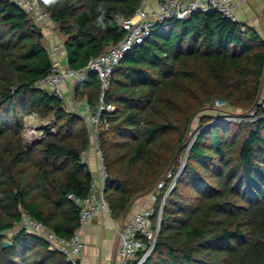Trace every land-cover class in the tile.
Here are the masks:
<instances>
[{
  "label": "trees",
  "instance_id": "1",
  "mask_svg": "<svg viewBox=\"0 0 264 264\" xmlns=\"http://www.w3.org/2000/svg\"><path fill=\"white\" fill-rule=\"evenodd\" d=\"M38 3L64 38L68 67L81 75L75 100L96 111L101 84L88 62L124 39L123 22L144 0ZM44 39L30 14L0 0V264H71L25 230L10 247L3 241L24 214L72 238L80 216L68 196L86 198L93 180L83 162L92 138L85 118L38 85L55 68ZM263 83L264 39L215 11L158 24L115 69L104 97L115 111L102 112L98 136L112 217L126 218L133 202L163 180L160 211L176 179L143 264H264ZM217 100L229 110L256 111L254 120L210 114ZM32 115L47 123L33 145L24 137ZM197 117L200 129L190 140Z\"/></svg>",
  "mask_w": 264,
  "mask_h": 264
},
{
  "label": "built area",
  "instance_id": "2",
  "mask_svg": "<svg viewBox=\"0 0 264 264\" xmlns=\"http://www.w3.org/2000/svg\"><path fill=\"white\" fill-rule=\"evenodd\" d=\"M8 1L30 14L40 26L51 22L49 14L44 12L38 0ZM210 11L219 12L225 18L237 22L235 6L232 0H164L157 2L155 10L147 9L144 3L132 18L123 22L122 27L125 31L124 39L109 48L101 56L93 58L88 62L86 70L96 73L101 84L100 106L96 111L92 112L87 105L85 115L76 109H74V111L79 112V114L85 118L92 132L91 142L95 145L98 152L99 169L97 173L93 174L91 190L86 198L82 199L73 194L68 196L79 209L80 227L87 225L91 220L101 214H108L112 217L104 195L107 173L102 154L99 150L98 136L102 126V112L112 113L115 111L113 105L106 104L104 101L106 93L110 90V80L115 69L135 46L144 43L152 35L154 28L158 24L170 20H188L194 13ZM49 53L51 54V52ZM54 62L55 68L53 72L40 80L38 85L65 102L64 83L72 78L78 80L81 75L68 66L62 67L57 61L54 60ZM218 101L222 100H217L216 104ZM223 102L226 103L225 101ZM259 104L264 106V83L259 96ZM255 112L256 111H253L251 116L245 118V120H254ZM239 120L243 119L239 118ZM168 177L172 178V174L169 173ZM174 182H176V179L170 183L160 211L157 212L155 203L159 192L164 189L165 181L163 180L156 186L155 190L151 192L153 205L139 210L129 220L119 226L117 229L119 236L117 264H143L153 253L161 230L160 223L163 205L174 187ZM172 183L173 187L171 185ZM20 229L25 230L33 236L43 238L49 244V249L51 251L62 253L71 264H78V258L84 249V243L78 232L70 239L61 238L53 231L47 229L44 224L26 214L23 215V221L18 227L7 233V237H12L18 233Z\"/></svg>",
  "mask_w": 264,
  "mask_h": 264
},
{
  "label": "crops",
  "instance_id": "3",
  "mask_svg": "<svg viewBox=\"0 0 264 264\" xmlns=\"http://www.w3.org/2000/svg\"><path fill=\"white\" fill-rule=\"evenodd\" d=\"M235 6V14L237 22L243 24L245 27H250L258 32L264 39V0H232ZM158 0H144L147 9L155 10ZM40 26V25H39ZM44 33V44L52 58L58 62L60 66L67 67L66 50L64 47V38L55 30V24L51 21L40 26ZM56 32V33H55ZM52 33V34H51ZM77 79H68L63 89L65 92V105L74 111L83 113L87 104L85 102H78L74 98V87ZM33 119V126L40 127V132L43 131L45 121L40 119L37 115L29 116ZM35 126V127H36ZM29 128L25 129V132ZM41 137L39 138V140ZM37 140V141H39ZM83 160L88 164L92 174L98 172L99 157L95 145L91 142L89 149L83 154ZM153 205L151 193L137 198L126 216L122 220H115L108 214L98 215L91 220L87 225L80 227L77 232L84 243V249L78 258V264H117L119 253V236L117 229L124 222L129 220L139 210Z\"/></svg>",
  "mask_w": 264,
  "mask_h": 264
},
{
  "label": "rangeland",
  "instance_id": "4",
  "mask_svg": "<svg viewBox=\"0 0 264 264\" xmlns=\"http://www.w3.org/2000/svg\"><path fill=\"white\" fill-rule=\"evenodd\" d=\"M54 31L57 32L56 29ZM62 67H65V66H62ZM215 107L218 109V111H211L210 114H212L216 117L217 116L223 117V116L229 115L230 114L229 112H231L237 116L238 115L239 116H246V118H248L253 113V112L241 111V110H238L235 108H231L229 110V108L227 107V104L224 103L223 101H218ZM236 119H239V118H236ZM25 122H26L25 129H27V128H29V129L25 132L24 137H25L28 144L33 145L37 140H39L40 137H42L41 134L39 133L41 128L37 127L36 125H35L36 127L35 126L30 127V125L32 126L34 123L32 117H27ZM213 123H215V121L211 122V124H213ZM199 126H200V120L197 117L196 119H194L193 124H192V128H191L190 133H189L190 140L194 139V137L197 135V132L200 129ZM190 143H191V141H190ZM187 153H188V150L184 151L180 156V160L178 161L180 166H182V167L186 163ZM175 184H176V182H174V186H175ZM171 185L173 187V183ZM6 240H11V237H7Z\"/></svg>",
  "mask_w": 264,
  "mask_h": 264
},
{
  "label": "water",
  "instance_id": "5",
  "mask_svg": "<svg viewBox=\"0 0 264 264\" xmlns=\"http://www.w3.org/2000/svg\"><path fill=\"white\" fill-rule=\"evenodd\" d=\"M41 136L44 134V132L43 131H41ZM11 246V242L10 241H8V240H4L3 241V247L4 248H7V247H10Z\"/></svg>",
  "mask_w": 264,
  "mask_h": 264
}]
</instances>
